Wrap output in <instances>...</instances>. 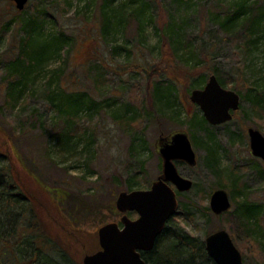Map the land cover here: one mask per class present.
Segmentation results:
<instances>
[{
    "label": "rangeland",
    "instance_id": "374dc122",
    "mask_svg": "<svg viewBox=\"0 0 264 264\" xmlns=\"http://www.w3.org/2000/svg\"><path fill=\"white\" fill-rule=\"evenodd\" d=\"M149 1L116 0L115 4L102 10L104 0H29L25 10L18 11L10 0H0V127L13 137L19 154L13 152L12 143L1 130L0 150L8 153L14 177L31 198L43 228L79 264L87 254L99 250V228L107 223L120 222L122 214H112L109 209L115 206L119 193L146 190L161 174L160 137L185 128L184 124L170 116V112L163 117H155L151 113H154L153 108L150 110L154 80L149 84L140 68L146 70L161 61V44L166 42L160 41L161 32L157 29L158 15H155L154 7L145 9L140 28L136 21H132L124 29L111 28L106 39L100 35L103 11L111 12L124 4L127 6L125 16L130 20V14H135L141 5ZM163 1L166 5L172 4V0ZM255 1L193 0L189 11L184 7L177 11L173 7L171 12L177 19L187 17L185 21H177V28L170 36L181 65L188 67L197 61L194 50L201 42L207 45L218 43L219 48L208 66L209 71L215 67L227 81V88L232 89L236 85L243 95H246L250 82L256 84L259 91L264 90V31L258 35L260 40L254 52L246 57L242 47L228 40L212 19L213 13L221 9L216 2L226 6L237 3L253 5ZM38 10L42 11L40 21L43 23L41 33L44 38H52L60 30H65L76 33V43L67 54L55 56L36 71L24 90L26 101H14L11 106L7 104L8 91L3 76L6 66L14 58L11 49L14 50L18 41L26 35L23 28L25 22ZM15 13L20 14L18 19L22 26L7 24ZM93 56L102 59L106 65L105 75L98 77L99 83L89 70ZM57 71L62 75L60 80ZM179 89L186 105L179 108L182 110L180 120L186 121L188 115L196 119L203 116L201 110L191 103L185 85ZM163 94L168 95L166 90ZM90 99L95 100L96 105L92 109L87 106L80 109L79 125L69 121V114L79 105H91ZM130 103L137 108L147 105V112L141 119L125 126L121 119L126 105ZM261 118L252 117L251 104L246 97L234 122L210 126L213 134L211 143L197 146L198 140H192L190 136L198 164L190 167L176 162L180 175L191 180L193 187L188 192H178L181 216L180 221L173 220V229L178 231V227L182 226L184 231L204 242L208 235L225 229L224 223L233 226L234 220L229 217H215L201 212L202 200L209 205L207 192L216 189L215 177L205 163L210 145L217 148L221 167L227 173L238 169V166L247 167L240 175L241 183L255 198L264 200V181L258 175L253 160H259L263 166L264 163L252 155L247 135V129L251 127L264 135V116ZM75 131H78L75 137L66 138L69 142L63 147L70 150H61L63 145L56 136L64 132L68 137ZM199 134L204 135L205 132ZM74 144L76 149H72ZM17 156L22 157L28 170H32L43 183L58 191L56 196L28 174ZM63 198L66 200L62 203ZM68 200L73 204L67 206ZM78 200L87 204L85 209L98 203L99 214L91 213L93 208L85 210L76 223L68 213L76 212L74 202ZM182 205L184 208H181ZM188 213L193 215V219L187 218ZM128 216L133 220L138 217L135 212H129ZM94 233L97 234L98 246H95ZM236 236L244 264H264V258L256 254L253 244L242 234Z\"/></svg>",
    "mask_w": 264,
    "mask_h": 264
},
{
    "label": "trees",
    "instance_id": "16d2710c",
    "mask_svg": "<svg viewBox=\"0 0 264 264\" xmlns=\"http://www.w3.org/2000/svg\"><path fill=\"white\" fill-rule=\"evenodd\" d=\"M115 2L116 0H104L102 10L103 7L112 6ZM171 3L170 5H166L163 0H151L141 5L135 14H130V20L125 16L124 11L127 6L124 4L119 5L118 9H112L111 12L103 11L102 17H100V35L106 39L108 33L111 32V28L117 29L122 27L124 29L132 21H136L138 28H140L142 25L141 18L143 19L145 16L143 14L145 9L148 6H153L155 15H158L156 25L157 29L161 32L160 41L164 40L166 42L161 44V61L150 65V68L146 70L140 68L147 76L146 79H148L149 84L154 80L153 93L151 91L150 98V110L153 108L154 111V113L151 111L152 116L163 117L170 112L172 118L184 124L182 125L185 127L183 130L189 134V137L191 136L192 140L193 138L198 140L197 146L211 143L213 138L211 125L207 123L203 116L196 119L188 115L186 116V121L182 122L180 120L182 110L179 108L186 105L182 99L179 87L182 89L185 85L189 95L192 90L203 88L205 86H203L205 80L209 79V75L212 74L216 75L223 87H228L227 81H225L219 70L215 67L212 71L208 69V66L214 60L215 52L219 48V44L210 43L207 45L201 42L194 50L198 57L197 61L188 67L181 65L182 62L179 61L181 59L177 57L176 45L170 36L174 33L175 28H177V21L180 19L185 21L187 17L180 16L177 19L171 12V9L175 7L177 11H180L184 7L186 11H189L193 0H172ZM216 4L221 9L213 13L212 19L218 25L220 32L228 40H232L241 46L246 57L250 56L259 44V33L264 31V0H256L253 5L237 3L224 6L220 2H216ZM19 15V13H15L7 24L22 26L18 19ZM41 15L42 11L40 10L36 14L30 15V19L25 22L23 27L26 35L18 41L14 50L11 49L14 58L9 62V66H6L7 70L3 76L6 80V90L8 91L6 93L8 105L10 104L12 106L14 101H26L24 90L32 79V75L44 67L55 56L67 54L76 43V33L65 30H60L52 38H44L41 33L43 29V23L40 21ZM190 54L193 55L194 53L190 52ZM89 70L93 72L95 81L99 83L98 77L104 76L106 72L105 62L93 56L89 62ZM59 71H57V74ZM57 77L60 80L62 75L58 74ZM52 80H49V82ZM245 81L249 82L247 79ZM232 89L241 96L240 110L242 109V102L247 97L251 104L252 117L261 120V117L264 116V90L259 91L253 82L247 85L245 90L246 95H243V92L237 89L236 85H233ZM164 90H166L168 95L165 96L163 94ZM174 91L177 92L173 95ZM89 101H91V105L84 103L79 105L77 110H73L69 114V121L79 125L80 109L83 106L92 109L96 105L95 100L90 99ZM111 105L114 106L115 103H111ZM126 106L127 108L125 107L124 109L125 114L121 119V122L125 126H129L131 123L141 119L147 112V105L137 108L130 103ZM239 111L233 114L231 122L235 121ZM0 130L12 143L13 152L15 153L17 151L18 153L17 146L12 139L13 137L6 134L2 127H0ZM201 131H204L205 134L198 135ZM77 132L69 133L68 137L64 135V132L56 136L61 145H63L61 150L64 149L66 152L70 150L63 147H66V143L69 142L67 139L75 137ZM76 148L77 146L74 144L72 149ZM208 149L205 163L215 177V187L216 189L221 188L227 190L232 201L230 211L219 216L221 218L229 217L234 220L232 227L224 223L225 230L229 232L236 246L238 239L236 234H242L250 244H253L256 254L264 258V200L255 198L253 194L248 192L247 186L241 183L240 175L247 169L245 165L238 166V169H233L231 173H227L221 167V160L217 148L214 145H210ZM17 157L20 158L19 156ZM20 161L31 177L36 179L44 189L56 196L58 193L56 189L47 186L32 170H28L22 157ZM253 163L258 175L264 181V166L257 159H254ZM213 191L207 192L206 200L208 199L207 197L211 196ZM61 200L63 203L66 198ZM71 202V200H68L67 206L73 204ZM97 204L93 205V207L89 205L85 209L86 203L80 200L75 201L74 208L77 213L72 211L73 213L70 212L68 214L72 215L75 222L78 223L80 213H85V210L88 211L93 208L90 212L95 215L97 212L99 214L100 210ZM181 208H184V205ZM200 208L202 213L215 216L211 212L209 205L205 204L203 200ZM109 209L112 214L118 213L115 206H110ZM103 211L106 210L103 209ZM180 216L181 213L178 211L168 221V227L166 226L163 234L158 237L152 251L142 253L145 262L147 264H215L207 254L205 241L203 242L190 235L184 231L182 226L178 227V231L171 227L173 220L180 221ZM187 218L193 219V215L188 213ZM69 224L72 226L71 223ZM171 230L172 232H170ZM93 236L96 237V243L94 242L95 246H98L97 234L94 233ZM163 241L165 243L164 246ZM241 249L243 250L242 247ZM93 252L90 253L92 254ZM0 264H79L57 242L56 238L43 228L31 198L21 188L14 177L11 161L8 159V153H5L3 150H0Z\"/></svg>",
    "mask_w": 264,
    "mask_h": 264
},
{
    "label": "water",
    "instance_id": "95a60500",
    "mask_svg": "<svg viewBox=\"0 0 264 264\" xmlns=\"http://www.w3.org/2000/svg\"><path fill=\"white\" fill-rule=\"evenodd\" d=\"M17 10L25 9L29 0H10ZM211 126L229 123L240 110L241 96L233 89L223 87L216 75H210L201 89H194L189 97ZM251 153L264 163V135L256 128H248ZM158 153L162 159V172L146 190L122 191L116 198L115 208L122 214L120 223L111 222L98 230L100 249L88 254L83 264H147L142 253L153 250L168 221L178 212V192H188L193 182L178 172L176 162L197 166L189 134L185 130L161 136ZM174 187H173V186ZM209 208L219 217L232 208L230 195L225 189H216L210 196ZM135 212L136 219L127 213ZM208 256L215 264H244L243 256L229 232L220 229L205 239Z\"/></svg>",
    "mask_w": 264,
    "mask_h": 264
},
{
    "label": "flooded vegetation",
    "instance_id": "af4514ba",
    "mask_svg": "<svg viewBox=\"0 0 264 264\" xmlns=\"http://www.w3.org/2000/svg\"><path fill=\"white\" fill-rule=\"evenodd\" d=\"M84 259V258H83Z\"/></svg>",
    "mask_w": 264,
    "mask_h": 264
}]
</instances>
